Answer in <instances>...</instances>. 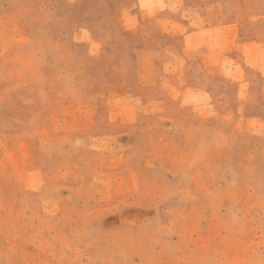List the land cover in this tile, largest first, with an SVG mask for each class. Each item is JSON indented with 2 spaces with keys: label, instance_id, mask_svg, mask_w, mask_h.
<instances>
[{
  "label": "rangeland",
  "instance_id": "obj_1",
  "mask_svg": "<svg viewBox=\"0 0 264 264\" xmlns=\"http://www.w3.org/2000/svg\"><path fill=\"white\" fill-rule=\"evenodd\" d=\"M0 264H264V0H0Z\"/></svg>",
  "mask_w": 264,
  "mask_h": 264
}]
</instances>
